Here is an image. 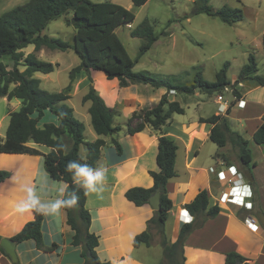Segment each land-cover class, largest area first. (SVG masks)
Here are the masks:
<instances>
[{
  "label": "trees",
  "instance_id": "16d2710c",
  "mask_svg": "<svg viewBox=\"0 0 264 264\" xmlns=\"http://www.w3.org/2000/svg\"><path fill=\"white\" fill-rule=\"evenodd\" d=\"M136 8L144 6L149 0H131ZM197 13L215 17L228 25H234L244 20L243 10L224 6L213 9L206 0H196ZM71 14L68 25L73 26L74 44L61 39L43 35L48 25L63 16ZM72 19L75 23H72ZM135 20L132 11L110 1L92 2L90 0H28L0 16V99L9 101L17 99L21 106L10 113V122L5 139L0 138V154H27L42 156L44 165L50 177L55 181L64 182L68 190H75L79 195V203L72 209H66L68 224L75 232L73 245L82 247L83 263L80 264H108L98 255L99 238L90 232L91 215L86 208L87 195L84 190L72 181L71 175L65 171V165L70 160H80L93 167L100 160L102 148L106 145L103 138L94 142H86L85 126L76 118L73 108L67 102L71 98L72 90L69 84L61 92H49L41 88V80L35 78L36 73L51 74L59 66L40 60L35 52L43 48L51 51H68L73 49L81 63L69 72L72 82L81 72L90 73L91 70L105 74L109 80L117 79L121 88L130 85H149L155 89L165 88L164 94L155 106L131 115L126 123L127 133L130 135L144 131L146 128L162 130L169 123L174 114H184L185 109L177 101H169V94L184 93L192 95L195 89L207 94L223 93L228 87L233 90L236 98H241L238 86L249 82L258 87L264 86V77L258 75V66L253 55L248 58L238 78L232 83L228 78L230 62H226L216 74V81L206 82L196 69L194 83L191 86L172 85L169 81L158 78L148 71L135 72V61L129 56L125 46L118 37L116 30L131 25ZM131 36L141 38L144 44L140 47L138 58L147 53L157 42L158 37L149 20H144L131 30ZM264 48V34L262 38ZM34 46V51L25 54L24 49ZM8 57L11 62L1 59ZM90 102L89 114L91 124L99 137L113 136L122 131V126H114L117 112L109 107L94 87L83 97L82 103ZM46 111H50L58 118V124L47 123L38 126ZM34 114L37 117L34 118ZM201 123L212 125L210 140L219 148L228 144L238 151L242 165L250 169L252 151L248 141L238 132L231 129L227 120L221 115H213L207 119L201 118ZM71 138V139H70ZM254 142L264 146V119L253 135ZM45 146L50 149L46 154L30 147L29 143ZM69 142L70 148L67 149ZM113 143L121 152L116 140ZM61 146H64L61 148ZM86 148V156H80V148ZM178 146L175 141L161 135L158 139L157 165L158 171L151 172L154 185L152 188H131L126 198L137 207L149 204V199L156 192L160 193L161 209L148 221L147 229L134 239V246L150 245L152 241L151 229L155 224L161 234V246L164 250V261L161 264H185L183 241L194 229L200 227L207 218L219 213L218 207L208 210L209 197L207 191H201L196 198L186 205V209L193 216V222L184 224L180 230L178 240L170 243L164 234V227L173 209V203L167 195V184L176 176V156ZM11 176L8 171H0V184ZM255 188V183H250ZM208 212L206 213V211ZM34 212V211H33ZM206 214V215H204ZM35 218L27 223L23 229L12 238L17 244L34 240L38 249L51 252L57 245L46 248L43 244L42 223L44 216L34 212ZM2 237L0 236V241ZM0 252L9 258L5 251ZM258 264L250 262L243 256L231 252L225 256V264Z\"/></svg>",
  "mask_w": 264,
  "mask_h": 264
},
{
  "label": "crops",
  "instance_id": "0c3cea01",
  "mask_svg": "<svg viewBox=\"0 0 264 264\" xmlns=\"http://www.w3.org/2000/svg\"><path fill=\"white\" fill-rule=\"evenodd\" d=\"M106 1L115 2L126 9L132 8L131 0ZM258 1L257 7L251 8H257L258 12L264 11L262 9L264 0ZM236 5L245 11L249 8L245 0H238ZM236 5L233 7L237 8ZM261 34L263 38L264 28ZM261 34L258 35L261 36ZM200 73L203 78L201 70ZM36 74L34 76L41 80L42 85L43 79ZM47 80L50 81L45 79L46 82ZM69 84L72 90L67 104L73 108L76 118L84 124L85 132L88 130L91 139L85 138L86 142H94L99 138H103L106 142L98 161L108 170L104 191L99 194H86V208L91 215L90 232L99 238L97 252L102 261L108 264H161L164 261L161 234L155 224L151 229V244L134 246V239L147 229L148 221L154 218L157 211L150 203L137 207L126 198V193L135 187H153L154 182L150 173L158 171L156 161L158 139L161 135H166L178 146L176 176L168 182L166 187L167 195L174 206L164 227L167 240L170 243L178 240L184 225L180 219V211L186 209V205L191 203L201 191L205 190L208 193V210L212 207L219 208L216 216L207 218L200 227L186 236L183 241L184 263L225 264L226 254L234 252L250 262L264 264V228L255 232L245 223L247 216L264 213V163L258 164L252 154L250 170L255 183V188L251 186L254 195L251 199L253 211L235 204H221L219 197L222 186L218 173L231 166L244 173L247 168L242 165L239 157L237 161L226 158L227 146L219 148L210 140L212 125L200 122L201 118L207 119L213 115H221L231 127L229 117L232 115L233 119L241 124L242 129L249 132L253 138L264 119V86H247L246 82L241 83L239 87L241 98H236L232 94L233 100L225 101L221 93L215 99L214 103L217 106L220 103H228L229 107L224 112L215 111L213 114H207L203 105L205 103L198 100L192 113L189 114L185 109L184 114H174L162 130L146 128L142 132L130 135L126 132L125 126L128 119L133 113L152 108L159 103L162 96L167 93L165 88L155 89L149 85H130L121 88L117 79L109 80L104 73L94 70L90 73L81 72L75 80L69 81ZM67 86L54 92H61ZM90 87H94L106 104L116 110L114 126H122V131L107 137H99L95 133L89 114L91 103H82ZM200 94L201 92L195 91L189 96L195 100L200 97L202 100ZM172 95L176 96L177 93L169 94L170 102H172L170 98ZM76 97H80L81 100L79 117L76 108L71 104ZM2 99L8 104H14V100H17ZM20 106L19 100L13 105L9 111V122L10 113L17 111ZM36 117L37 114H34V118ZM58 122L56 116L46 111L43 118L39 120L38 126L42 127L47 123L58 124ZM0 138L5 139L1 136ZM113 140L118 142L121 152H118ZM28 145L43 154L50 151L49 148L32 142ZM68 148L70 145L67 144ZM82 148L85 147L82 146L80 151ZM205 148H207L206 151H204ZM210 153L211 156H209ZM0 171L11 173V176L0 184V236L12 239L35 218L34 212L22 214L15 210V205L24 197L23 186L35 187L41 199L47 201L57 198L58 189L66 184L50 177L42 156L0 154ZM184 218L188 219L186 215ZM42 235L46 248L57 245V249L46 252L38 249L34 240L22 242L17 244L19 264H80L84 262L82 247L72 244L75 232L68 224L66 210L61 216H44ZM0 264L13 263L10 258L0 252Z\"/></svg>",
  "mask_w": 264,
  "mask_h": 264
},
{
  "label": "rangeland",
  "instance_id": "374dc122",
  "mask_svg": "<svg viewBox=\"0 0 264 264\" xmlns=\"http://www.w3.org/2000/svg\"><path fill=\"white\" fill-rule=\"evenodd\" d=\"M27 1L0 0V16ZM90 1L104 2L106 0ZM206 1L213 9H220L224 6L234 8L233 6L238 2V0ZM245 2L249 4V8L246 11L236 5L237 8L243 10L244 21L234 25H228L218 18L197 13L196 0H149L144 6L139 8H136L132 3V8L128 10L134 13V22L129 26L123 25L119 27L116 33L131 59L134 61L138 59L134 67L135 72L148 71L158 78L169 81L172 85L191 86L194 83L196 69L202 71L206 82L213 83L216 81L217 72L226 62H230L231 64L228 78L234 83L241 68L248 63L250 55L255 57L259 68L258 74L264 76V49L261 44V32L264 28V11L258 12L257 8H251L253 6L257 7L258 0H245ZM69 19H71V14L52 21L42 34L61 39L73 45L75 30L73 26L68 25L67 21ZM144 20L150 21L158 40L147 53L138 58L140 47L144 44V40L132 37L131 30ZM258 34H261V36ZM23 51L25 54H29L34 51V47L30 46ZM35 54L40 60L59 64L55 71L49 75L36 74V76L43 79L41 88L51 92L60 91L67 86L70 81L69 72L81 63L80 58L73 49L62 52L43 48L35 52ZM1 60L9 62L7 65L11 69L12 64L8 57H4ZM45 79H50V81L47 80L49 83ZM246 85L251 86V83L246 82ZM195 91H198V88ZM218 94L201 92L200 96L202 100L200 97L195 100L184 93H177L176 96L172 95L170 98L172 101L179 102L189 114L192 113L193 107H195L198 100L201 103H205L203 104L205 105V113L213 114L215 111H219V106L214 103ZM222 94L225 101L233 100V90L230 87ZM17 101L14 100V104ZM14 104H8L3 99L0 100L1 137L6 136L9 125V111L13 108ZM71 104L76 108L79 117L81 113L80 97L74 98ZM229 118L232 123V129L240 132L248 141L254 160L258 164L264 163V146H258L253 141L251 134L246 132V130L244 131L241 124L238 120L233 119L232 115ZM84 135L87 140L91 139L88 130ZM67 144L69 145V142ZM226 149L225 157L231 161H237V149L230 144L227 145ZM206 150L207 148L204 149V151ZM85 154L86 149L82 148L80 156L85 157ZM209 156H211V153Z\"/></svg>",
  "mask_w": 264,
  "mask_h": 264
},
{
  "label": "clouds",
  "instance_id": "9594fccd",
  "mask_svg": "<svg viewBox=\"0 0 264 264\" xmlns=\"http://www.w3.org/2000/svg\"><path fill=\"white\" fill-rule=\"evenodd\" d=\"M64 146H61L63 148ZM65 171L71 175L72 181L79 185L85 194H99L104 191V185L108 178V170L97 163L93 167L80 160H70L65 165ZM24 197L15 205L18 213L36 212L43 216H61L64 210L72 209L79 203V195L75 190H68V186L58 189L55 199L44 201L38 191L32 186H23Z\"/></svg>",
  "mask_w": 264,
  "mask_h": 264
},
{
  "label": "built area",
  "instance_id": "2783aa9c",
  "mask_svg": "<svg viewBox=\"0 0 264 264\" xmlns=\"http://www.w3.org/2000/svg\"><path fill=\"white\" fill-rule=\"evenodd\" d=\"M171 93H175L172 91ZM229 107L228 103H220L219 111L224 112ZM218 179L222 186V193L219 197L221 204H235L245 208L248 211H253V190L244 172L239 171L236 167L231 166L218 173ZM182 213V214H181ZM188 219H185L184 216ZM180 219L184 224L193 222V216L186 209L180 211ZM245 223L257 232L262 230L264 226L260 223L256 215L251 214L245 218Z\"/></svg>",
  "mask_w": 264,
  "mask_h": 264
},
{
  "label": "water",
  "instance_id": "95a60500",
  "mask_svg": "<svg viewBox=\"0 0 264 264\" xmlns=\"http://www.w3.org/2000/svg\"><path fill=\"white\" fill-rule=\"evenodd\" d=\"M72 23H75V20L72 19ZM199 91V88H198ZM245 175L250 183L254 182V176L250 169L245 171ZM150 205L153 207L155 211H160L161 203H160V193L156 192L152 195L149 199ZM257 218L259 219L260 223L264 226V213L259 212L257 214ZM0 248H2L5 253L9 256L10 260L13 264H19V257L17 254V242L9 239V238H2L0 241ZM242 264V263H240Z\"/></svg>",
  "mask_w": 264,
  "mask_h": 264
}]
</instances>
